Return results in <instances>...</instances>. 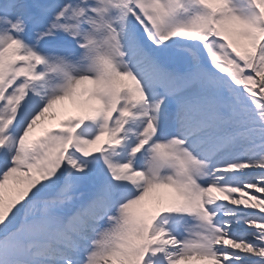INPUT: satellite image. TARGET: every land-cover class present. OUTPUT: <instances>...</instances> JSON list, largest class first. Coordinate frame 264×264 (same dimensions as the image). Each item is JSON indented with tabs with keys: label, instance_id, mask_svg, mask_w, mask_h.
Returning a JSON list of instances; mask_svg holds the SVG:
<instances>
[{
	"label": "snow or ice",
	"instance_id": "1",
	"mask_svg": "<svg viewBox=\"0 0 264 264\" xmlns=\"http://www.w3.org/2000/svg\"><path fill=\"white\" fill-rule=\"evenodd\" d=\"M257 193L264 0H0V264H264Z\"/></svg>",
	"mask_w": 264,
	"mask_h": 264
},
{
	"label": "rangeland",
	"instance_id": "2",
	"mask_svg": "<svg viewBox=\"0 0 264 264\" xmlns=\"http://www.w3.org/2000/svg\"><path fill=\"white\" fill-rule=\"evenodd\" d=\"M246 95H247V93H246ZM254 189H249L248 190V192H249V194L251 195L252 193H254ZM237 196H238V194H236ZM258 197H264V194H261V193H257L256 194ZM253 210H255V211H257V212H259V210L258 209H253Z\"/></svg>",
	"mask_w": 264,
	"mask_h": 264
},
{
	"label": "bare ground",
	"instance_id": "3",
	"mask_svg": "<svg viewBox=\"0 0 264 264\" xmlns=\"http://www.w3.org/2000/svg\"><path fill=\"white\" fill-rule=\"evenodd\" d=\"M232 207H237V206H232ZM239 207H243L242 205L241 206H239ZM245 211H255V210H253V209H245ZM256 212V211H255Z\"/></svg>",
	"mask_w": 264,
	"mask_h": 264
}]
</instances>
